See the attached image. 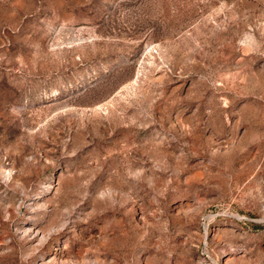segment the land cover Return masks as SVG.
<instances>
[{
	"label": "rangeland",
	"instance_id": "1",
	"mask_svg": "<svg viewBox=\"0 0 264 264\" xmlns=\"http://www.w3.org/2000/svg\"><path fill=\"white\" fill-rule=\"evenodd\" d=\"M0 264H264V0H0Z\"/></svg>",
	"mask_w": 264,
	"mask_h": 264
}]
</instances>
